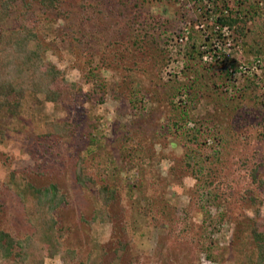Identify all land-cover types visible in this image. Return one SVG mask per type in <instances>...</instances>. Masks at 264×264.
I'll return each instance as SVG.
<instances>
[{
  "label": "rangeland",
  "instance_id": "1",
  "mask_svg": "<svg viewBox=\"0 0 264 264\" xmlns=\"http://www.w3.org/2000/svg\"><path fill=\"white\" fill-rule=\"evenodd\" d=\"M28 1L4 26L34 22L46 62L91 95L28 104L23 131L9 128L12 114L0 119V229L17 241L13 251L31 247L38 228L15 184L50 193L57 185V226L78 253L70 264L88 262L94 236L107 250L103 264L121 243L125 264H236L242 221L264 227V192L251 176L260 167L264 179V21L251 18L246 35L218 38L203 16L213 18L215 0H59L48 9ZM226 2L264 17V0ZM54 120L75 130L44 151L40 133ZM190 134L197 142H187ZM82 156L94 188L76 179ZM202 165L220 176H196ZM105 184L118 190L109 221L88 222ZM251 190L262 202L250 201ZM48 253L44 264H63Z\"/></svg>",
  "mask_w": 264,
  "mask_h": 264
},
{
  "label": "trees",
  "instance_id": "2",
  "mask_svg": "<svg viewBox=\"0 0 264 264\" xmlns=\"http://www.w3.org/2000/svg\"><path fill=\"white\" fill-rule=\"evenodd\" d=\"M38 1L46 9L56 6L59 2V0ZM220 1H214L215 14H213V18L207 12L203 15L206 17L208 25L214 28L213 34L216 35L215 37L226 38L225 30L241 36L246 35L247 24L251 18H258L264 21V17H260L259 15L252 17L242 15L239 10H234L226 2L227 0H222L224 3L220 7ZM30 5L32 3L28 0H0V119L9 114L15 116L17 121L9 126L14 131L26 129L25 123L20 119V116L30 103L36 104V107L47 102L60 106L63 100L70 99V97L72 98L75 95H85L86 97L91 95L84 92L81 85L67 83L62 71L53 63L46 62L44 53L47 47L41 40L40 32L35 29L36 24L34 22L27 23L23 21L22 25L17 28L4 26L12 12L18 8H22V12H26L23 8ZM192 51L196 52L195 46H193ZM93 75L97 76L98 73L94 72ZM182 88L184 91L188 90L184 86ZM102 100L104 99L102 98ZM183 111L185 113L182 116L189 114L187 113V109ZM175 123L178 124V120ZM74 130L75 126L69 121L54 120L47 123L46 129L40 133V138L45 140L41 142L44 151L47 149L48 152L50 149L52 150V137L55 135L69 137ZM6 133L4 127L0 129V143L6 139ZM45 138L51 140L47 141ZM128 139L130 141L131 137H128ZM128 141H126V144ZM187 142H197V137L190 134L188 135ZM173 144L176 145V143ZM191 157L187 161L188 164L192 162ZM85 159L82 156L78 161L79 169L76 173V179L84 186L94 188L96 181L94 177L87 173ZM205 172L207 182L209 183H213L220 176L217 169L207 168L204 165L195 174L201 178ZM251 176L252 181L257 185L259 190L264 192V179L260 177V167L259 169L255 167L251 171ZM12 178L13 176L10 181H12ZM15 187L16 193L20 195L22 201L28 204L27 212L29 219L38 228L33 240L34 244L29 248L26 245L27 243L22 244L21 250L16 252L13 251L17 243L15 238L10 232L0 229V264H23L24 260L27 259H30L32 264H36V262L44 264L45 247L46 251L49 250L48 254L51 256L60 255L63 264L72 263L77 258L78 253L75 249L65 248L63 235L57 226L58 219L54 215L55 204L53 202L56 201L57 204L63 202V197H60V192L57 190L58 186L52 185L53 191L51 193L49 189L46 192L31 184H27L23 188L15 184ZM35 189H37V192L34 193ZM252 192L250 193V201L253 204L262 202V199L255 194V191ZM117 193V188L110 184L101 186L98 193L94 196L96 206L94 215L88 222L92 223L97 219H100L102 222L109 221L108 208L116 198ZM242 224L243 226L241 227L240 225L236 235V239L240 240V245L238 246L240 256L236 264H264V227H261L256 220H243ZM91 241L92 248L89 253L88 262L84 264H103V258L107 255L105 246L96 236ZM36 244L40 247L36 246ZM125 249L126 244L121 243L117 249L118 255L111 264H125L123 261ZM13 254L14 257L12 258Z\"/></svg>",
  "mask_w": 264,
  "mask_h": 264
},
{
  "label": "built area",
  "instance_id": "3",
  "mask_svg": "<svg viewBox=\"0 0 264 264\" xmlns=\"http://www.w3.org/2000/svg\"><path fill=\"white\" fill-rule=\"evenodd\" d=\"M258 61H260V60L258 59Z\"/></svg>",
  "mask_w": 264,
  "mask_h": 264
}]
</instances>
